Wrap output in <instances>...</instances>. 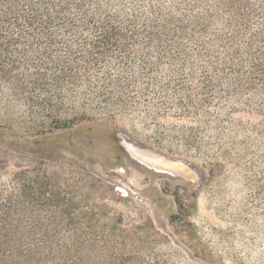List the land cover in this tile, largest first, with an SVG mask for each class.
Instances as JSON below:
<instances>
[{"label":"rangeland","instance_id":"obj_1","mask_svg":"<svg viewBox=\"0 0 264 264\" xmlns=\"http://www.w3.org/2000/svg\"><path fill=\"white\" fill-rule=\"evenodd\" d=\"M185 2L87 0V8L123 26L132 22L134 30L146 21L163 24L166 16L190 28L205 10ZM229 29L210 20L206 33L178 31L174 45L159 42L161 30L153 41L140 33L113 52L102 73H92L93 89L81 84L48 97L51 109L30 111L26 99L1 98L0 192L21 177L92 183L127 224L149 235L150 264V257L162 264H264V89L238 81L251 69L247 54L264 48L250 41L264 24L253 18L235 38L242 78L216 73L236 32ZM44 100L34 98L38 105ZM146 154L177 175L136 158Z\"/></svg>","mask_w":264,"mask_h":264},{"label":"trees","instance_id":"obj_2","mask_svg":"<svg viewBox=\"0 0 264 264\" xmlns=\"http://www.w3.org/2000/svg\"><path fill=\"white\" fill-rule=\"evenodd\" d=\"M184 5L205 10L188 21L190 28L181 18L166 16L163 24L146 21L134 30L132 22L123 26L110 15L92 14L87 0H0V99L11 94L26 99L30 111L51 109L48 97L74 93L81 84L93 89L92 73H102L113 52L128 48L134 36L143 33L153 41L161 30L159 42L174 45L178 31L206 33L210 20L218 19L236 32L223 70L216 73L242 78L235 38L250 30L253 18L264 24V0H187ZM86 33L94 37L89 44L72 38ZM257 40L264 44V30L250 41ZM247 56L251 69L239 83L252 89L259 82L264 89V48ZM205 78L203 89L209 90L211 77ZM37 95L46 100L38 105ZM107 202L92 183L64 182L54 175L18 178L0 192V264H150L145 259L152 245L149 235L127 224ZM149 259L162 264L158 257Z\"/></svg>","mask_w":264,"mask_h":264},{"label":"water","instance_id":"obj_3","mask_svg":"<svg viewBox=\"0 0 264 264\" xmlns=\"http://www.w3.org/2000/svg\"><path fill=\"white\" fill-rule=\"evenodd\" d=\"M151 155V156H150ZM150 155H141L138 158V160L147 165L148 167L154 169L157 172H168L172 173V175H177L175 174L174 170L171 168V165L166 163L164 160L157 158L156 156H153L152 154Z\"/></svg>","mask_w":264,"mask_h":264},{"label":"bare ground","instance_id":"obj_4","mask_svg":"<svg viewBox=\"0 0 264 264\" xmlns=\"http://www.w3.org/2000/svg\"><path fill=\"white\" fill-rule=\"evenodd\" d=\"M135 153V152H134ZM138 156V155H137ZM189 172V171H188ZM192 175V174H191ZM187 177V176H186Z\"/></svg>","mask_w":264,"mask_h":264}]
</instances>
